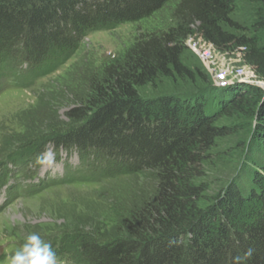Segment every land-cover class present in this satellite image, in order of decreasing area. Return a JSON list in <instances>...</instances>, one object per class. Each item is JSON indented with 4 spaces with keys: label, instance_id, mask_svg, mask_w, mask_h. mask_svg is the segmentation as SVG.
<instances>
[{
    "label": "trees",
    "instance_id": "1",
    "mask_svg": "<svg viewBox=\"0 0 264 264\" xmlns=\"http://www.w3.org/2000/svg\"><path fill=\"white\" fill-rule=\"evenodd\" d=\"M172 1L0 0V81L10 75L28 90L69 65L88 34L137 25ZM179 3L175 27L139 38L122 61L87 77L77 91L66 88L63 100L76 106L67 113L68 128L44 125L33 133L38 118L32 116L22 124L34 135L8 139L0 150V158L21 166L49 143L76 148L90 164L85 185L100 183L117 165L114 175L150 178L154 188L115 207V221L101 232L85 224L74 228L77 236L70 227L47 241L58 260L264 264V91L246 84L215 87L185 46L198 35L220 53L243 59L264 80V0ZM252 8L253 16L243 12ZM244 133L248 145L231 149L243 155L235 177L208 195L206 164L227 139ZM15 144L22 147L9 154ZM100 160L110 164L99 168Z\"/></svg>",
    "mask_w": 264,
    "mask_h": 264
},
{
    "label": "rangeland",
    "instance_id": "2",
    "mask_svg": "<svg viewBox=\"0 0 264 264\" xmlns=\"http://www.w3.org/2000/svg\"><path fill=\"white\" fill-rule=\"evenodd\" d=\"M179 2L180 0H173L164 10L137 25H125L113 31H96L88 34L82 40L79 54L59 72L35 82L28 90L0 94V150L8 139L27 140L34 135L22 124L26 118L32 116L38 118L35 123H31L33 131L35 130L33 133H37V127L44 125L53 128L54 125L60 124L65 129L68 128L70 121L67 113L76 106L69 103V100L67 103V99L63 100L64 97L68 98V94H65L66 88L73 92L77 91L81 81L89 76L98 75L104 68L122 61L139 38L158 35L175 27L174 16ZM253 11L256 9L252 8L247 13L243 10L248 16H253ZM193 38H187L185 43L188 49L187 58L191 63L201 62L190 47L192 43L194 44V41H191ZM259 82L264 85V80L261 79ZM146 92L147 95H151L149 89ZM69 94L71 95L70 90ZM233 121L237 120H228L226 123L234 124ZM45 133L52 134V131ZM2 140L5 142L3 143ZM241 143L248 145L246 133L233 135L227 139L221 146L222 151L217 152L206 164L208 166L204 183L209 189L208 195L216 193L219 188L227 184L230 178L235 177L241 166L243 155L237 153L236 148L233 152L231 149L235 146L240 147L238 145ZM25 146L23 151L28 147V145ZM21 147L17 144L16 147L9 149L8 153L13 155L16 153L14 151ZM46 151L37 178L29 179L28 183L37 182L43 178H60L66 171L72 176L73 169L79 167L78 152L67 154L65 151H56V155L53 144H48ZM0 159L5 164L6 158L3 156ZM109 164L108 160H100L97 166L100 168ZM112 169L108 170V177L102 178L100 183L49 187L37 195L16 198L10 205L7 204L0 211V257L8 256L4 264H9L10 257L22 247L30 233L38 232L43 240L49 242L56 235L62 236L67 233V228L70 227L74 236H77L74 228L85 224L92 225L93 229L101 232L103 224L108 222L112 224L115 221V207L137 202L142 193H147L154 188L146 175L128 177L121 172L114 175L119 165ZM20 177L24 178V176ZM1 194L3 196L0 198V206L6 200L5 195ZM85 232L90 233L92 230L87 228ZM58 264L68 263L58 260Z\"/></svg>",
    "mask_w": 264,
    "mask_h": 264
},
{
    "label": "built area",
    "instance_id": "3",
    "mask_svg": "<svg viewBox=\"0 0 264 264\" xmlns=\"http://www.w3.org/2000/svg\"><path fill=\"white\" fill-rule=\"evenodd\" d=\"M192 37L194 38L191 41H194V44L192 43L190 47L200 58L205 70L211 75L214 85L220 84L217 88L238 84L248 85L247 83H251L254 87L264 88L251 65L245 63L243 59L220 53L212 44L205 42L198 35ZM230 81L236 82L230 84Z\"/></svg>",
    "mask_w": 264,
    "mask_h": 264
},
{
    "label": "clouds",
    "instance_id": "4",
    "mask_svg": "<svg viewBox=\"0 0 264 264\" xmlns=\"http://www.w3.org/2000/svg\"><path fill=\"white\" fill-rule=\"evenodd\" d=\"M9 264H58L52 245L38 232L30 233L22 247L9 259Z\"/></svg>",
    "mask_w": 264,
    "mask_h": 264
},
{
    "label": "water",
    "instance_id": "5",
    "mask_svg": "<svg viewBox=\"0 0 264 264\" xmlns=\"http://www.w3.org/2000/svg\"><path fill=\"white\" fill-rule=\"evenodd\" d=\"M236 81H230L229 83L230 84H234ZM248 85H251L252 86V84L251 83H247ZM219 87L220 86V84H218V85H215V87ZM263 89V91H264V88H262Z\"/></svg>",
    "mask_w": 264,
    "mask_h": 264
}]
</instances>
